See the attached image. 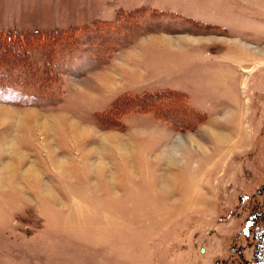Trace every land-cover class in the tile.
<instances>
[{"label":"rangeland","instance_id":"obj_1","mask_svg":"<svg viewBox=\"0 0 264 264\" xmlns=\"http://www.w3.org/2000/svg\"><path fill=\"white\" fill-rule=\"evenodd\" d=\"M0 30L73 44L0 102V264H264V0H0Z\"/></svg>","mask_w":264,"mask_h":264},{"label":"trees","instance_id":"obj_2","mask_svg":"<svg viewBox=\"0 0 264 264\" xmlns=\"http://www.w3.org/2000/svg\"><path fill=\"white\" fill-rule=\"evenodd\" d=\"M71 41L72 38L64 31L10 34L0 30V102L30 105L40 101L38 97L44 92H41L43 89L39 85L30 82L33 78L30 74L35 71L32 67H41L40 71L46 78L45 75L57 69L56 57L73 45ZM6 47L15 48V53L7 51ZM43 79L42 82H45Z\"/></svg>","mask_w":264,"mask_h":264},{"label":"crops","instance_id":"obj_3","mask_svg":"<svg viewBox=\"0 0 264 264\" xmlns=\"http://www.w3.org/2000/svg\"><path fill=\"white\" fill-rule=\"evenodd\" d=\"M186 19H188L191 22H195V23L197 22L198 24H203V25L214 27L213 25H211L209 23H206V22H200V21H197V20H194V19H191V18H186Z\"/></svg>","mask_w":264,"mask_h":264},{"label":"flooded vegetation","instance_id":"obj_4","mask_svg":"<svg viewBox=\"0 0 264 264\" xmlns=\"http://www.w3.org/2000/svg\"><path fill=\"white\" fill-rule=\"evenodd\" d=\"M261 214H255L254 217H259Z\"/></svg>","mask_w":264,"mask_h":264}]
</instances>
